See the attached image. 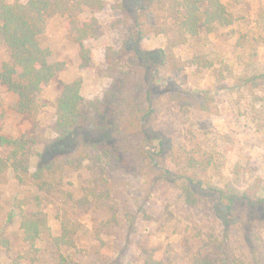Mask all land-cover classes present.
Instances as JSON below:
<instances>
[{"label": "trees", "instance_id": "16d2710c", "mask_svg": "<svg viewBox=\"0 0 264 264\" xmlns=\"http://www.w3.org/2000/svg\"><path fill=\"white\" fill-rule=\"evenodd\" d=\"M139 1L146 12H154V20L140 23L136 18L123 33L119 46L106 47L103 72L109 82L102 97L85 99L78 78L63 83L56 100L53 130L57 137L53 143L69 147L76 140V151L57 153L31 172V148L35 140L2 135L0 145L7 148L8 153L0 156V171L9 166L19 180L29 176L39 191L51 194L61 183L65 170L86 168L91 174L89 185L81 197L73 200V205L85 211L94 207L109 214L104 221L107 228L121 221L118 218L120 207L112 196V184L120 174L132 179L142 174L146 181L143 196L131 206H135L137 212H145L146 203L162 201L164 208L158 211V216L171 221L175 214L170 211L172 204L166 202L165 197L173 193L184 207L203 209L208 216L203 220L205 228L195 227L198 238L195 248L188 238L184 240V255L190 264H263L262 238L254 230L256 219L264 226L261 178L256 180L257 186L251 184L244 190L237 189L233 183L240 180L241 174L248 173V169L243 172L247 166L237 163L232 171L233 180L216 183L211 175L216 164L212 153L178 142V129L168 122L156 127L148 124L149 119L170 104L183 115L193 110H210L214 103L210 90L189 92L167 86L165 76L173 66L178 68L175 47L197 37L202 29L230 27L235 17L223 0ZM105 7L104 0H0V43L8 53L0 67V90L5 88L17 96L13 108L19 114L37 115L41 107L40 92L63 68V63L49 61L50 52L40 43L47 19L55 15L68 17L70 29L80 44L82 66L86 67L92 57L84 41L101 33L97 18L80 24V15L88 10L100 12ZM112 7L125 11L122 2ZM150 33L164 36L166 47L144 48L141 42ZM193 62L207 68L212 65H203L200 58ZM225 68L228 72L225 79L234 76V82L226 87L239 99L249 96L253 104L250 118L260 130L264 127V119L260 123L264 114L255 106L264 107V71L236 76L230 72L229 65ZM90 129L97 137L86 140L85 132L92 131ZM243 206L251 219L246 226L239 227L236 234L230 215ZM14 214L15 211L10 216ZM127 214L128 233H131L137 226L132 222L131 211ZM70 223L69 220L62 223L61 234L53 239L56 246H75V231ZM20 229L23 240L34 245L40 234L49 229L47 217L41 211L21 214ZM4 244L7 246L8 242ZM143 264L174 263L170 257L158 259L148 251Z\"/></svg>", "mask_w": 264, "mask_h": 264}, {"label": "rangeland", "instance_id": "374dc122", "mask_svg": "<svg viewBox=\"0 0 264 264\" xmlns=\"http://www.w3.org/2000/svg\"><path fill=\"white\" fill-rule=\"evenodd\" d=\"M104 1L106 7L103 11L88 10L80 15V24L92 17L97 18L101 33L84 41V45L91 49L92 57L86 67L82 66L80 44L70 29L68 17L55 15L47 19L40 43L49 50V61L63 63V68L40 92L41 107L36 116L19 114L13 108L17 96L5 88L0 90V136L35 140L31 148V172L57 153L76 151V140L69 147L53 143L57 137L53 130L57 117L56 100L63 83L78 78L85 99L102 97L109 82L103 72L106 47L119 46L123 33L136 18L140 23H152L154 20V12H146L139 0ZM120 2L124 4L125 11L112 7V4ZM223 2L234 15V24L212 31L202 29L197 37L175 47L178 68L173 66L165 76L167 86L189 92L210 90L214 95L210 110H193L183 115L174 104H170L149 119L148 124L156 127L168 122L178 129V142L191 144V149L212 153L216 162L211 171L214 182L223 184L233 180L232 171L240 163L248 167L243 168V172L248 169V173L241 174L240 180L233 183L237 189L244 190L251 184L257 186L256 180L260 177L259 186L264 190V127L257 130L256 123L250 118L253 104H250L249 96L239 99L226 87L234 82V76L225 79L228 74L226 64L236 76L264 71V0ZM141 45L150 50L165 48L167 42L164 36L150 33ZM7 57L6 48L0 43V67ZM198 58L203 65H212L207 68L193 62ZM255 107L264 114V107L259 104ZM263 119L264 116L260 123ZM85 136L86 140L97 137L93 130L85 132ZM7 153V148L0 145V156ZM90 179L91 174L84 167L67 169L56 191L46 194L37 189L29 176H23L21 181L9 166L0 171V264H143L148 251L158 259L170 257L174 264H190L184 255V240L188 238L193 248L197 245L195 227L205 228L203 220L208 218L203 209H188L176 201L175 194L167 193L166 202L172 204L170 211L175 214L171 221L158 216V211L164 208L162 201L146 203L145 212H137V208L131 206L143 196L146 181L142 174L136 179L120 174L111 187L113 199L120 207L118 218L121 221L119 225L107 228L104 221L109 214L94 207L85 211L73 205V200L83 195ZM13 211L15 214L11 217ZM35 211L46 215L49 229L31 245L23 240L20 219L21 214ZM128 211H131L132 222L137 226L131 233H128ZM250 219L248 209L237 207L236 212L230 215V221L236 227L234 233L238 234V228L246 226ZM66 220L71 222L70 226L75 231L74 247H58L53 241L61 234L62 223ZM262 223L256 219L254 230L262 238L260 254L264 260ZM5 242H8L7 246Z\"/></svg>", "mask_w": 264, "mask_h": 264}]
</instances>
